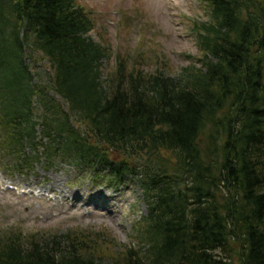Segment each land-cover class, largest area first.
Here are the masks:
<instances>
[{
  "label": "trees",
  "instance_id": "obj_1",
  "mask_svg": "<svg viewBox=\"0 0 264 264\" xmlns=\"http://www.w3.org/2000/svg\"><path fill=\"white\" fill-rule=\"evenodd\" d=\"M202 1L201 65L174 79L106 71L76 0H0V170L133 180L147 209L110 254V234L9 232L0 264H264V0Z\"/></svg>",
  "mask_w": 264,
  "mask_h": 264
},
{
  "label": "rangeland",
  "instance_id": "obj_2",
  "mask_svg": "<svg viewBox=\"0 0 264 264\" xmlns=\"http://www.w3.org/2000/svg\"><path fill=\"white\" fill-rule=\"evenodd\" d=\"M76 3L94 22L88 36L110 54L104 62L106 71L114 68L117 58H122L129 69L164 72L165 76L176 79L184 75L186 67L201 65L196 24L209 18L200 0H78ZM28 62L31 70L38 67L39 72L47 71L46 60ZM163 156L172 160L171 153ZM35 168V174L10 178L0 171V235L9 232H20L23 236L60 235L78 229L83 233H100L104 238L101 239L109 243L106 235L110 234L113 249L103 248L107 254L132 243V226L146 214L141 189L133 180L113 189L91 185V180L77 176L67 164L49 171L39 165ZM10 183L17 185L18 190L8 189ZM21 187H29L33 192L23 194ZM104 204L112 214L107 213Z\"/></svg>",
  "mask_w": 264,
  "mask_h": 264
},
{
  "label": "bare ground",
  "instance_id": "obj_3",
  "mask_svg": "<svg viewBox=\"0 0 264 264\" xmlns=\"http://www.w3.org/2000/svg\"><path fill=\"white\" fill-rule=\"evenodd\" d=\"M104 209L107 210L108 208L104 206ZM107 213L112 214V212L109 210H107Z\"/></svg>",
  "mask_w": 264,
  "mask_h": 264
}]
</instances>
